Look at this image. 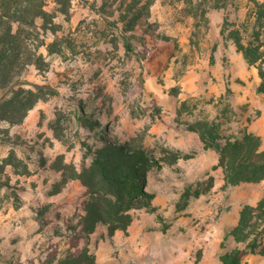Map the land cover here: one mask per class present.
Instances as JSON below:
<instances>
[{
    "label": "rangeland",
    "instance_id": "1",
    "mask_svg": "<svg viewBox=\"0 0 264 264\" xmlns=\"http://www.w3.org/2000/svg\"><path fill=\"white\" fill-rule=\"evenodd\" d=\"M255 1L72 0L69 16L46 6L52 23L31 42L40 63L20 76L40 100L21 122H0V264H58L77 250L95 264H223L224 253L246 248L255 235L238 242L230 232L244 205L264 199V180L225 187L216 150L196 129L221 144L253 124L264 133L257 70L222 35ZM82 106L107 128L103 138L79 118ZM112 139L153 156L156 199L132 211L129 241L106 254L102 236L81 231L87 188L64 183L63 171L80 172L89 148ZM240 264H264V235Z\"/></svg>",
    "mask_w": 264,
    "mask_h": 264
},
{
    "label": "trees",
    "instance_id": "2",
    "mask_svg": "<svg viewBox=\"0 0 264 264\" xmlns=\"http://www.w3.org/2000/svg\"><path fill=\"white\" fill-rule=\"evenodd\" d=\"M54 3L58 11L70 15L72 0H0V122H21L28 110L40 100V87L24 88L21 74L29 65L40 63L37 48L31 42L38 40L42 30L52 23L46 6ZM38 20L43 21V27ZM127 31L133 30L130 24ZM222 35L231 39L243 54L248 65L257 70L261 80L258 92H264V0L255 1L254 8L244 19H226ZM79 118L83 124L103 138L107 128L88 116L80 107ZM88 116L84 119V116ZM95 127V128H94ZM205 145L214 148L223 168L225 187L242 183H259L264 180V148L261 137L245 132L221 144L211 131L196 129ZM92 157L89 166L80 172L72 165H64L63 182L79 179L87 188L83 202L81 231L91 236L99 225H104L113 235L126 230L132 221V211L149 206L154 194L146 190L148 174L156 164L142 147H131L119 141H110L100 148H89ZM69 169V173L66 170ZM69 174V175H68ZM264 199L257 205L246 204L240 212L238 224L230 234L246 248H235L221 256L223 264H240L247 249H256L258 237L264 235ZM58 264H95V257L87 250H77L61 259Z\"/></svg>",
    "mask_w": 264,
    "mask_h": 264
},
{
    "label": "crops",
    "instance_id": "3",
    "mask_svg": "<svg viewBox=\"0 0 264 264\" xmlns=\"http://www.w3.org/2000/svg\"><path fill=\"white\" fill-rule=\"evenodd\" d=\"M248 132H250V133H254V134H256V135H259V136H262V134H264L263 133V131L262 130H260L258 127H257V125L255 124H253L249 129H248ZM216 153H217V151H216ZM217 156H218V160H217V165H219V155H218V153H217ZM222 168V167H221ZM223 169V168H222ZM150 174V173H149ZM149 174H148V182H147V186H146V190L147 191H149L148 189H149V186H150V179H149ZM223 178H224V171H223ZM224 185H225V179H224ZM230 187H232V186H230ZM149 192H152L151 190L149 191ZM153 194H154V197L152 198V199H156L155 198V193L154 192H152ZM152 202H154V200L152 201L151 200V203L150 204H152ZM132 222V221H131ZM134 226H132V224H130L129 226H128V228L126 229V230H117L113 235H109V231H108V229H107V227L106 226H104V225H99L98 227H97V229H96V231L91 235V236H94V235H97V236H102V237H100L101 238V242H100V245H99V247L102 245L103 246V249H105L108 253H106V254H109V252H111V250H114V248H116L117 250L119 249H122L123 247H124V244H126V242H128L129 240L127 239L126 241L122 238V235H123V233L124 232H130L131 231V229L133 228ZM144 227V233L145 234H147V230L146 229H150L151 228V223H144L143 225H142V228ZM99 228H102V231L101 232H99V233H97V231H98V229ZM105 232H107V234H108V236L110 237V242H108V241H102V238L105 236ZM166 241H167V239H166ZM109 256V255H108ZM109 260H110V262H111V264L114 262V261H116L115 259H112L110 256H109Z\"/></svg>",
    "mask_w": 264,
    "mask_h": 264
}]
</instances>
